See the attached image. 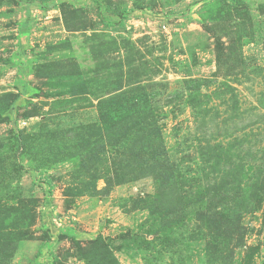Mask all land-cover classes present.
Masks as SVG:
<instances>
[{
    "label": "rangeland",
    "instance_id": "rangeland-1",
    "mask_svg": "<svg viewBox=\"0 0 264 264\" xmlns=\"http://www.w3.org/2000/svg\"><path fill=\"white\" fill-rule=\"evenodd\" d=\"M0 167L6 264H264V0H0Z\"/></svg>",
    "mask_w": 264,
    "mask_h": 264
},
{
    "label": "trees",
    "instance_id": "trees-1",
    "mask_svg": "<svg viewBox=\"0 0 264 264\" xmlns=\"http://www.w3.org/2000/svg\"><path fill=\"white\" fill-rule=\"evenodd\" d=\"M0 168H1L0 176L6 174L4 167H0ZM16 188L18 189L19 185H17ZM23 234L24 232L18 233L19 236H22ZM88 244L90 245L91 249H95L98 251H102V250L104 251L105 255L103 254L104 257L102 258L106 259L107 262H103L102 264H118V262L116 261L111 251L108 249L106 244L101 239L92 240L88 242ZM0 245H1L0 246V264H6L14 256V251L16 250L17 245L13 244L12 239H5L0 243ZM77 246L79 249H82L79 243H77Z\"/></svg>",
    "mask_w": 264,
    "mask_h": 264
},
{
    "label": "crops",
    "instance_id": "crops-1",
    "mask_svg": "<svg viewBox=\"0 0 264 264\" xmlns=\"http://www.w3.org/2000/svg\"><path fill=\"white\" fill-rule=\"evenodd\" d=\"M49 246L50 245L41 246V248H40L41 254L38 256L37 262H40L43 264L42 258L44 257ZM25 248L27 249V255L26 256L28 258L29 256L32 255L33 252H35V250L37 249V245H18L12 262H17L19 259H21V257H23L22 253H23V249H25ZM25 259H26V257L24 255V257L22 258V261L24 262Z\"/></svg>",
    "mask_w": 264,
    "mask_h": 264
}]
</instances>
